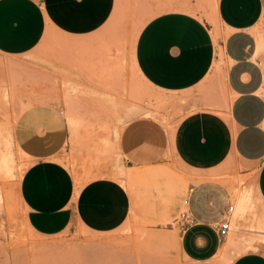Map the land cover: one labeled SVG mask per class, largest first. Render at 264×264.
Here are the masks:
<instances>
[{
    "label": "rangeland",
    "instance_id": "obj_1",
    "mask_svg": "<svg viewBox=\"0 0 264 264\" xmlns=\"http://www.w3.org/2000/svg\"><path fill=\"white\" fill-rule=\"evenodd\" d=\"M189 2L195 7L186 10L210 25L218 44L223 37L217 0ZM160 5L158 0H112L109 15L86 35L56 26L46 12L48 31L37 47L19 55L0 51V264H232L242 253L264 246L257 168L235 156L212 164L202 154L171 151L149 167L123 157L120 133L131 121L156 120L172 136L184 116L182 105L194 92L227 96L218 46L213 71L194 90L165 92L142 77L135 44L145 24L169 9ZM257 33L264 65V16ZM42 111L63 118L65 140L49 159L71 174L77 207L75 221L55 235L40 234L29 224L21 194L22 179L38 160L20 141L21 125L29 114ZM43 123L29 130L46 138L49 129ZM107 182L125 189L131 205L121 224L110 229L87 218L99 220L128 208L116 188L94 194L87 218L79 208L81 193ZM189 193L193 208L196 200L206 199L219 214L192 239L195 255L184 246L191 232L180 233L172 224ZM246 196L251 207L238 211L237 203ZM230 205L235 206L232 231L226 243L218 244L214 225Z\"/></svg>",
    "mask_w": 264,
    "mask_h": 264
},
{
    "label": "crops",
    "instance_id": "obj_2",
    "mask_svg": "<svg viewBox=\"0 0 264 264\" xmlns=\"http://www.w3.org/2000/svg\"><path fill=\"white\" fill-rule=\"evenodd\" d=\"M158 2H161L159 8L167 5L169 9L158 12L145 24L135 44V61L142 77L165 92L194 90L213 71L218 46L225 63L227 96L212 93L211 97H205L194 92L182 105L184 116L172 136L156 120L131 121L120 133L123 157L138 166L149 167L171 151L202 154L212 164L235 156L258 169L257 195L264 206V65L262 53L258 54L257 33L264 16V0H217L223 37L218 44L210 25L186 10L194 6L193 2ZM111 4L112 0H0V51L19 55L37 47L47 30L46 12L56 26L75 35H86L109 15ZM40 121L49 129L46 138H39L29 130L37 128ZM21 126L23 147L38 158L22 179L26 219L40 234H59L77 216L73 178L63 165L49 159L65 140L63 118L57 114L45 116L42 111L29 114ZM115 188L127 198L128 208L99 220L87 218L94 194ZM87 191L79 196L81 215L96 226L108 229L119 226L131 207L126 190L107 182L96 185L91 193ZM193 212L197 223L179 231L191 232V240L184 241V246L195 255L197 249L192 239L204 234L210 223L219 219V214L212 213L206 199L196 200ZM227 237L220 241L217 224L214 225L218 244L226 243ZM232 264H264V246L258 251L242 253Z\"/></svg>",
    "mask_w": 264,
    "mask_h": 264
},
{
    "label": "built area",
    "instance_id": "obj_3",
    "mask_svg": "<svg viewBox=\"0 0 264 264\" xmlns=\"http://www.w3.org/2000/svg\"><path fill=\"white\" fill-rule=\"evenodd\" d=\"M264 122V120H263ZM192 194L189 193L185 196L182 202V208L177 216L173 218V225L179 228L180 231H186L189 227L197 223V218L193 212L191 204ZM235 210L234 205L228 207L227 213L224 215L222 220L217 224V232L220 241L224 240L229 236L232 230V220L231 216Z\"/></svg>",
    "mask_w": 264,
    "mask_h": 264
},
{
    "label": "bare ground",
    "instance_id": "obj_4",
    "mask_svg": "<svg viewBox=\"0 0 264 264\" xmlns=\"http://www.w3.org/2000/svg\"><path fill=\"white\" fill-rule=\"evenodd\" d=\"M239 204V205H238ZM249 208L251 207V198L250 196H246V197H243L240 199V201L237 203V208H238V211L241 209V208ZM232 231V230H231Z\"/></svg>",
    "mask_w": 264,
    "mask_h": 264
}]
</instances>
